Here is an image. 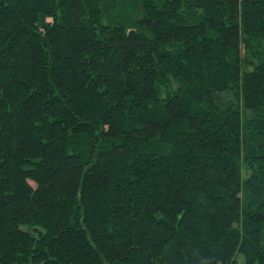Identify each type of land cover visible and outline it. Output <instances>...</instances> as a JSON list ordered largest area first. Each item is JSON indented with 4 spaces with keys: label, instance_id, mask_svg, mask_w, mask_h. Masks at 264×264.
Listing matches in <instances>:
<instances>
[{
    "label": "trees",
    "instance_id": "16d2710c",
    "mask_svg": "<svg viewBox=\"0 0 264 264\" xmlns=\"http://www.w3.org/2000/svg\"><path fill=\"white\" fill-rule=\"evenodd\" d=\"M264 264V0H0V264Z\"/></svg>",
    "mask_w": 264,
    "mask_h": 264
},
{
    "label": "rangeland",
    "instance_id": "374dc122",
    "mask_svg": "<svg viewBox=\"0 0 264 264\" xmlns=\"http://www.w3.org/2000/svg\"><path fill=\"white\" fill-rule=\"evenodd\" d=\"M238 260H239V262H240L241 264L244 263V257H243L242 255H239V256H238Z\"/></svg>",
    "mask_w": 264,
    "mask_h": 264
}]
</instances>
